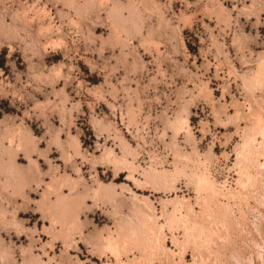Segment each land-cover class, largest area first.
I'll list each match as a JSON object with an SVG mask.
<instances>
[{"label":"rangeland","instance_id":"obj_1","mask_svg":"<svg viewBox=\"0 0 264 264\" xmlns=\"http://www.w3.org/2000/svg\"><path fill=\"white\" fill-rule=\"evenodd\" d=\"M0 264H264V0H0Z\"/></svg>","mask_w":264,"mask_h":264}]
</instances>
